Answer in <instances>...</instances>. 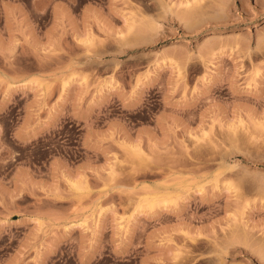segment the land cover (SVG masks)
<instances>
[{
    "label": "rangeland",
    "instance_id": "1",
    "mask_svg": "<svg viewBox=\"0 0 264 264\" xmlns=\"http://www.w3.org/2000/svg\"><path fill=\"white\" fill-rule=\"evenodd\" d=\"M0 264H264V0H0Z\"/></svg>",
    "mask_w": 264,
    "mask_h": 264
},
{
    "label": "bare ground",
    "instance_id": "2",
    "mask_svg": "<svg viewBox=\"0 0 264 264\" xmlns=\"http://www.w3.org/2000/svg\"><path fill=\"white\" fill-rule=\"evenodd\" d=\"M213 38H215L214 36H210L209 38H207V40H209V39H213ZM169 200V199H168ZM156 201H157V199L155 198V197H153V198H148V197H144L143 199H142V202L141 203H144V205L142 204V206H146L150 211H151V209L152 208H154V206L156 205ZM165 201H167V199L165 200ZM139 202V204H140V208L142 207L141 206V203ZM169 202V201H168ZM171 202V201H170ZM173 203V202H172ZM139 206V205H138Z\"/></svg>",
    "mask_w": 264,
    "mask_h": 264
},
{
    "label": "snow or ice",
    "instance_id": "3",
    "mask_svg": "<svg viewBox=\"0 0 264 264\" xmlns=\"http://www.w3.org/2000/svg\"><path fill=\"white\" fill-rule=\"evenodd\" d=\"M3 123H5V125L7 124V120L5 119L4 121H3Z\"/></svg>",
    "mask_w": 264,
    "mask_h": 264
}]
</instances>
